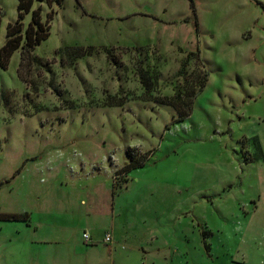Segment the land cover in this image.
Segmentation results:
<instances>
[{"label": "rangeland", "instance_id": "obj_1", "mask_svg": "<svg viewBox=\"0 0 264 264\" xmlns=\"http://www.w3.org/2000/svg\"><path fill=\"white\" fill-rule=\"evenodd\" d=\"M193 1L37 3L43 65L0 66V212L27 215L0 219V264L65 246L91 199L115 264H264V0ZM17 6L0 0V47ZM129 147L151 157L119 175Z\"/></svg>", "mask_w": 264, "mask_h": 264}, {"label": "trees", "instance_id": "obj_2", "mask_svg": "<svg viewBox=\"0 0 264 264\" xmlns=\"http://www.w3.org/2000/svg\"><path fill=\"white\" fill-rule=\"evenodd\" d=\"M62 1L63 0H18L17 20L7 25L6 40L3 46L0 47V66L2 68H7L12 55L17 50H20L18 75L22 80L28 83L27 79L22 76V71L26 68L27 70H30L34 66L43 65V61L35 56L33 51L44 40H47L50 35L47 22L42 20L41 7L37 6V3L47 2L50 5L55 4L60 6ZM190 1L191 4L194 5V1ZM28 14H31V19L28 23H25L24 20ZM3 16L4 13H1L0 11V26ZM196 25L198 27V22ZM71 51L74 52V58L82 57L85 54L82 49L71 48L68 51L69 55ZM110 56L112 55L110 54ZM187 62L188 60H185L182 63L180 70L177 72V76H183L186 73ZM207 82L208 73L206 72L203 78L199 81L198 91L192 90L186 93V99L182 101L178 108L179 115L176 118L178 121L184 120L191 114L196 96L206 87ZM142 83L145 92L149 94L152 88L151 79L147 76H143ZM127 154L130 158V162L117 171V174L119 175L122 174L125 176L129 174L132 169L145 166L151 157V153L149 152L138 153L130 147L127 149ZM26 216L27 215L23 214L0 212L1 220H25Z\"/></svg>", "mask_w": 264, "mask_h": 264}, {"label": "crops", "instance_id": "obj_3", "mask_svg": "<svg viewBox=\"0 0 264 264\" xmlns=\"http://www.w3.org/2000/svg\"><path fill=\"white\" fill-rule=\"evenodd\" d=\"M97 205L96 199H91V211L88 212L89 219L84 216H80L78 223L73 224V231L72 235L66 236L68 238L65 246H55L53 249L49 247L47 249L48 257L46 258H37L33 261L29 262L28 264H115V259L112 258V249L109 245L103 242L104 236L97 235V226L94 227L93 225L89 224V220H92L97 224V208L94 207ZM96 215V216H94ZM75 220V219H74ZM86 221V224H85ZM35 229L37 231L40 230H48L52 233H59L57 226H53L51 228L50 222L47 223V227H40L36 226ZM88 230L91 235L93 241L87 243L82 237V231ZM90 229V230H89ZM112 232L114 243L115 244V235L113 229L110 230ZM107 233V232H106ZM105 233V234H106ZM104 234V235H105ZM52 239V241H50ZM62 238L60 234H55L54 238H50L45 240L43 244L46 243H61ZM107 245L106 248L109 250L108 256H102L101 249L97 247V245ZM116 246V244H115ZM20 264V263H18Z\"/></svg>", "mask_w": 264, "mask_h": 264}, {"label": "built area", "instance_id": "obj_4", "mask_svg": "<svg viewBox=\"0 0 264 264\" xmlns=\"http://www.w3.org/2000/svg\"><path fill=\"white\" fill-rule=\"evenodd\" d=\"M83 238L84 240L87 242V243H90L93 241L92 239V235L91 233L88 231V230H85L83 232ZM103 242L107 245H113L114 243V239H113V236L111 233L107 232L105 235H104V239H103Z\"/></svg>", "mask_w": 264, "mask_h": 264}]
</instances>
